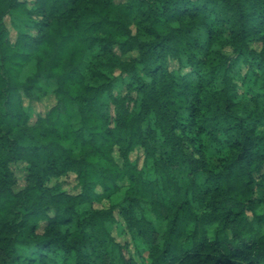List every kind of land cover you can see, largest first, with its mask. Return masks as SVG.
I'll return each mask as SVG.
<instances>
[{"label": "trees", "instance_id": "1", "mask_svg": "<svg viewBox=\"0 0 264 264\" xmlns=\"http://www.w3.org/2000/svg\"><path fill=\"white\" fill-rule=\"evenodd\" d=\"M130 243L264 264V0H0V264H137Z\"/></svg>", "mask_w": 264, "mask_h": 264}, {"label": "rangeland", "instance_id": "2", "mask_svg": "<svg viewBox=\"0 0 264 264\" xmlns=\"http://www.w3.org/2000/svg\"><path fill=\"white\" fill-rule=\"evenodd\" d=\"M5 23L7 24V26L10 29V35H11V39L16 35L17 29L15 27H13L11 25V21L9 19V17L5 18ZM131 28L133 29L134 27L131 26ZM254 44V43H253ZM123 92H125L124 89H122ZM131 95V94H130ZM24 104L25 105H29L28 107L30 108L32 115H34L33 117H35V115L38 114H42L44 113L46 110H48L51 106H53L55 104V100L53 99L52 96H47V97H43L40 100H27L24 99ZM113 157L115 159V161L121 165L122 163V159L119 156L118 150L115 147L113 149ZM129 159L131 162H134L135 164H137L138 167H140L142 165L143 162V154L142 151H134L132 153H130L129 155ZM14 171H15V175L17 178V183L15 185V190L20 189L21 187H23L24 183H25V174H26V168H25V164L23 162H17L15 164L12 165ZM126 183V180L119 182L118 184L122 185ZM47 185L52 187L53 190L55 191H65L68 192L70 194H76L79 191V186L76 184V179H75V175L73 173H70L66 176H62V177H52V179H48L47 180ZM108 202L105 200H102L100 203L96 204V206H105L107 205ZM109 229L111 231V233L119 240H124V241H129V237L124 235H118V230H117V226L116 223L115 224H111L109 225ZM125 254L126 256H132L137 264H149V259L145 256L139 257L137 255V253L135 252L133 245L130 243V245L128 246V248L125 250Z\"/></svg>", "mask_w": 264, "mask_h": 264}]
</instances>
